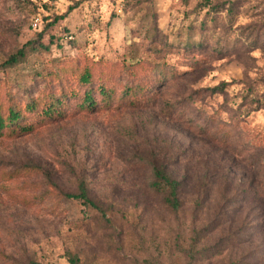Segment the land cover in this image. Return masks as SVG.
<instances>
[{"label": "rangeland", "instance_id": "obj_1", "mask_svg": "<svg viewBox=\"0 0 264 264\" xmlns=\"http://www.w3.org/2000/svg\"><path fill=\"white\" fill-rule=\"evenodd\" d=\"M41 30L60 40L0 69L27 126L0 134V264H264V0H0V63ZM60 61L109 100L26 109ZM154 164L183 178L178 212ZM82 184L109 220L64 196Z\"/></svg>", "mask_w": 264, "mask_h": 264}, {"label": "trees", "instance_id": "obj_2", "mask_svg": "<svg viewBox=\"0 0 264 264\" xmlns=\"http://www.w3.org/2000/svg\"><path fill=\"white\" fill-rule=\"evenodd\" d=\"M45 30H41L37 34V40H27L22 46L16 49V51L12 52L7 58H5L0 63V69L16 66L20 62L26 60L30 53L49 51L51 44L55 40H60V38L51 34L49 35V42H44L43 36ZM81 64L82 65L77 64L76 66H72L66 61H60L59 64L56 65L55 69L49 71L48 73L53 79L57 78V80L61 81V84L57 87L59 92L57 94H52V98L48 102L41 103L39 98H35L31 100V102L27 103L25 108L29 110L41 109V114L43 113L49 119L55 120L57 118L63 117V106L69 99H77L76 104L79 106V108L85 110L96 108L99 104H101V101L105 99L109 100L107 93L108 90L111 91V88L109 89L108 86L102 81V83L95 85L94 82L96 81V75L92 67L86 65L84 66L83 63ZM74 70L78 72V82L84 86V90L80 97L76 93L77 90L74 87H70L64 83L66 82L65 76ZM158 80L160 82L161 79L159 78ZM138 86H127L123 90V93H125L127 97L133 99V101L140 102L141 97L138 98L136 96ZM221 87L222 84L216 85L212 88V90L216 91ZM48 93H50L49 90H47V94ZM96 93H98L101 98L97 97L98 94ZM22 118V109L12 105L8 108V111L4 113L0 107V134L5 132L8 135H12L15 133L17 134V131L23 133L27 129V126L23 124L24 122L22 121ZM152 170L153 180L149 185L158 192L162 193L163 201L172 211L178 212L182 207L181 194L183 188V178L175 176L172 171L168 170L167 167L162 165L154 164ZM64 196L67 199L80 200L83 204L98 210L105 219L109 220L107 212L98 201L91 197L87 187L84 184L80 186L78 192L65 193ZM33 264L37 263L33 262Z\"/></svg>", "mask_w": 264, "mask_h": 264}, {"label": "built area", "instance_id": "obj_3", "mask_svg": "<svg viewBox=\"0 0 264 264\" xmlns=\"http://www.w3.org/2000/svg\"><path fill=\"white\" fill-rule=\"evenodd\" d=\"M39 20H40L39 17H34V18H33V22H32V24H33L34 27H38V25H39V23H40Z\"/></svg>", "mask_w": 264, "mask_h": 264}]
</instances>
